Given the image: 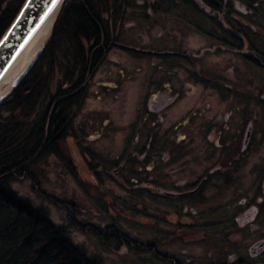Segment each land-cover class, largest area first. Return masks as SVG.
<instances>
[{
	"label": "flooded vegetation",
	"instance_id": "obj_1",
	"mask_svg": "<svg viewBox=\"0 0 264 264\" xmlns=\"http://www.w3.org/2000/svg\"><path fill=\"white\" fill-rule=\"evenodd\" d=\"M96 2L103 21L108 15L152 21L149 34L132 32L156 39L125 46L110 36L112 20L103 23L106 59L118 48L150 68L139 83H111L119 96L137 95L136 122L122 132L121 163L113 170H130L122 187L152 200L153 220L162 215L157 223H257L251 232L260 239L248 248L250 260L213 264H264V45L256 39L262 1ZM69 127L58 129L51 144ZM141 159L147 175L139 178Z\"/></svg>",
	"mask_w": 264,
	"mask_h": 264
},
{
	"label": "rangeland",
	"instance_id": "obj_2",
	"mask_svg": "<svg viewBox=\"0 0 264 264\" xmlns=\"http://www.w3.org/2000/svg\"><path fill=\"white\" fill-rule=\"evenodd\" d=\"M261 1L263 18L258 19V23L263 27V32H259L256 39L264 45V0ZM115 19L108 15L104 22L110 24L112 20L114 29L113 36H110L118 43L125 46H147L148 40L150 43L156 42L155 38L150 39L147 35L154 29L152 21L133 17ZM134 28L147 34L137 35L136 30L132 32ZM133 58L136 57L122 49H111L106 61L88 82L79 109L70 114L69 130L65 138L55 146L56 155L48 154L34 165L33 171L40 184L35 185L38 190L27 180H15L9 183V192L18 199L26 200L32 210L41 211L52 224L64 228L75 246L84 250L89 258L99 259L102 264L164 263L151 261L148 254H136L112 242L104 244L92 234L77 231L68 223L66 212L40 196L39 189L60 204L77 205V216L81 221L100 228L115 226L132 241L141 245L153 243L161 254L177 258L181 264H213L230 261L232 257L250 260L248 248L256 239H260V234L251 232L252 226L257 223H157L158 216L162 215L154 214L157 220H153L155 205L152 200L144 196L143 192L134 196L133 188L130 190L122 187L121 178L129 175L130 170L123 174L121 170L113 172L121 163L117 157L122 148V132L136 122V111H132L131 107L137 106V95L119 96V87L111 83L128 78H137L139 83L150 74L145 61L138 64ZM58 64L56 71L61 73ZM63 64L67 63L63 62L60 66ZM45 66L44 62L39 66V74L43 70L47 75L48 69ZM36 72L30 78L32 85L35 84L33 81L38 80ZM54 74L55 71L47 81L48 86L58 83V76ZM135 88L134 93L137 91ZM44 90L36 92L30 99L26 98L24 107L35 113L44 108V103L47 104L52 93ZM104 121L107 123L106 128L103 127ZM108 132L111 134L106 139L103 133ZM95 135L96 138H93ZM142 161L145 160H139L137 166L139 178L147 175ZM128 186H132L130 182ZM207 217L206 214L203 219ZM181 225H186V228Z\"/></svg>",
	"mask_w": 264,
	"mask_h": 264
},
{
	"label": "trees",
	"instance_id": "obj_3",
	"mask_svg": "<svg viewBox=\"0 0 264 264\" xmlns=\"http://www.w3.org/2000/svg\"><path fill=\"white\" fill-rule=\"evenodd\" d=\"M24 1L0 0V38ZM103 23L96 0H66L51 41L35 67L15 93L0 105V264H102L75 246L64 228L52 224L41 211L32 210L26 200L10 193L9 183L27 180L33 187L40 185L34 165L48 154L56 155L52 138L58 129L69 127L70 114L79 109L86 83L106 60L103 44L109 36ZM59 58L67 64L60 66ZM43 62L47 75L43 70L39 74ZM57 63L61 73L56 71ZM54 71L58 83L48 86ZM35 72L38 80L32 85L30 78ZM43 88V92L46 89L52 92L45 107L36 113L25 108V99ZM39 192L66 212L68 223L77 231L92 234L104 244L112 242L136 254H148L151 261L181 264L177 258L161 254L153 243L141 245L132 241L115 226L100 228L81 221L77 205L60 204L51 195L40 189Z\"/></svg>",
	"mask_w": 264,
	"mask_h": 264
},
{
	"label": "water",
	"instance_id": "obj_4",
	"mask_svg": "<svg viewBox=\"0 0 264 264\" xmlns=\"http://www.w3.org/2000/svg\"><path fill=\"white\" fill-rule=\"evenodd\" d=\"M66 0H25L8 29L0 38V84L37 34L53 20L51 35L8 92L0 95V105L12 96L29 75L50 43L53 29Z\"/></svg>",
	"mask_w": 264,
	"mask_h": 264
},
{
	"label": "bare ground",
	"instance_id": "obj_5",
	"mask_svg": "<svg viewBox=\"0 0 264 264\" xmlns=\"http://www.w3.org/2000/svg\"><path fill=\"white\" fill-rule=\"evenodd\" d=\"M53 20H50L42 30L37 34L28 48L24 51V53L20 56L17 62L14 64L12 69L6 75L4 80L0 84V95L6 93L11 88L13 82L17 79V77L22 73V71L29 64L31 59L35 56V54L45 45L48 41L51 30H52Z\"/></svg>",
	"mask_w": 264,
	"mask_h": 264
}]
</instances>
